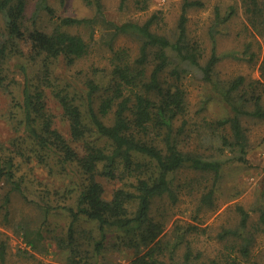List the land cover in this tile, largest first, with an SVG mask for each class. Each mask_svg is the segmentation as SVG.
Masks as SVG:
<instances>
[{
	"label": "trees",
	"instance_id": "trees-1",
	"mask_svg": "<svg viewBox=\"0 0 264 264\" xmlns=\"http://www.w3.org/2000/svg\"><path fill=\"white\" fill-rule=\"evenodd\" d=\"M128 1L121 0V5ZM28 2L0 0V87L11 97L10 114L4 118L14 131L8 142L0 138V222L10 220L11 194L17 191L41 208L43 224L54 210L69 215L63 236H53L58 248L69 250L65 264H117L106 258V252L113 249L132 250V264H198L200 252H195L189 238L198 226L176 223L169 232L165 216L155 205L164 197L172 204L180 200L177 188L182 186L175 184L174 176L188 168L207 180L200 204L212 207L224 163L247 161L249 137L243 116L264 118V84L243 74L223 84L218 82L223 100L233 112L206 124L211 135L219 139L218 154L186 148L180 142L188 111L180 81L188 73L198 72L206 82L217 83L220 56L215 31L219 23L232 17L236 6L232 5L226 16L216 8L208 57L188 32V12L204 6L203 0H182L173 36L155 28L159 12L144 22H114L116 34L140 40L138 54L133 56L129 48L118 49L110 67L93 65L79 81L74 73H66L68 79L59 76L55 64L62 60L73 70L88 53L89 44L81 34L63 27L90 24L96 18L65 16L46 29L38 19L43 9L54 13L48 0H39L33 24L26 18ZM236 2H240L249 25L264 37V0ZM96 6L97 13L103 15L101 0H96ZM244 52L251 60L260 55L251 44ZM9 60L23 75V79H11L17 93L7 85ZM261 69L264 75V58ZM61 121H66L67 129ZM227 150L234 155L223 158ZM47 156L60 163L62 175L71 176L72 186L51 188L39 177L31 178L29 171L34 172L29 163L37 162L53 171ZM101 177L116 184L110 198ZM239 209L237 228H228L222 235L242 238L238 250L243 258H214L209 264H264L251 259L254 234L248 226L250 214L243 207ZM85 223L88 227L82 226ZM31 229L22 223L17 233L27 245L37 248L47 234L43 226ZM258 229L264 231V208ZM179 247L185 248L182 258H176ZM0 264H7L6 241L0 244Z\"/></svg>",
	"mask_w": 264,
	"mask_h": 264
},
{
	"label": "rangeland",
	"instance_id": "rangeland-1",
	"mask_svg": "<svg viewBox=\"0 0 264 264\" xmlns=\"http://www.w3.org/2000/svg\"><path fill=\"white\" fill-rule=\"evenodd\" d=\"M204 6L193 7L188 12V32L191 40H196L203 48L205 57L211 54L213 36L211 29L215 25V10L220 7L222 16H226L232 5L237 11L230 19L218 24L215 31L217 51L220 61L217 65V83L206 82L198 72H191L184 76L180 84L186 91L188 111L186 129L181 134L180 142L186 148H199L207 154H218L219 139L211 135L212 130L207 127V122L215 121L232 112L230 106L223 100L218 82L226 83L230 79L243 74L247 78H256L263 81L261 65L264 58V37L254 30L248 23L240 2L236 0H203ZM39 0H29L27 7V22L33 24V15ZM103 15L97 13L96 0H48L54 13L41 10L38 24L50 29L60 22L65 16L96 18L90 24L64 26L65 30L81 34L89 44L88 53L78 60L73 70H70L62 60L55 64L56 73L61 77H68L66 73H74V76L85 79L91 67H110L113 53L121 48H129L131 54L137 55L140 40L130 34H116L114 24L124 21L144 22L152 14L159 12L160 20L155 28L161 32L173 36L178 19L182 12V0H129L124 6L121 0H101ZM1 25L2 22H1ZM247 44H251L253 50H260L258 60H251L250 55L244 52ZM260 44L261 46L260 48ZM7 85L15 93L19 90L13 76L23 79L21 71L11 63L6 64ZM8 74L10 77H8ZM68 79V78H67ZM9 92L0 87V138L7 140L14 136L5 116L11 106ZM54 100V99H53ZM264 100V98H263ZM53 107H58L52 102ZM62 128L67 129L68 124L60 122ZM243 124L246 127L249 146L246 154L247 161L230 160L224 163L222 175L215 192V204L212 207L200 204L202 194L208 188L207 180L201 178L200 173L185 168L174 176L177 190L181 192L180 200L172 204L170 199L164 197L157 201L155 209H159L167 220V230L171 232L174 224L193 223L197 230L189 236L196 253L200 252L198 264H209L212 259L225 261L226 259L240 256L238 248L242 245V238L222 233L228 228H237L241 211L239 207L246 209L249 214V230L254 234V242L251 247V259L264 262V231L258 229L259 217L264 208V118L243 116ZM79 149H81L79 147ZM226 151L222 157L233 156ZM49 157V156H47ZM53 164V171L37 162L29 163L33 167L31 178L35 176L45 181L51 188L59 189L72 186L71 176L62 172L60 163H56L53 156L49 157ZM107 197H111L116 186L104 177ZM29 181V180H28ZM177 187V186H176ZM13 194V195H12ZM11 194L10 220L0 222V244L7 242V264H65L69 250L58 248L53 236H63L70 217L64 211H53L49 218L44 220V213L35 203L25 200L21 194L14 191ZM74 198L68 203L73 204ZM28 223L31 231L43 226L46 238L39 241L37 248L27 245V242L18 234L19 225ZM42 223V224H41ZM88 224L82 225L88 227ZM91 225V224H89ZM52 236V239L50 238ZM173 237V236H171ZM185 248L179 247L176 258H182ZM230 255V256H229ZM134 252L128 249L110 250L106 252V258L112 259L117 264H132ZM176 264H179L176 262Z\"/></svg>",
	"mask_w": 264,
	"mask_h": 264
}]
</instances>
